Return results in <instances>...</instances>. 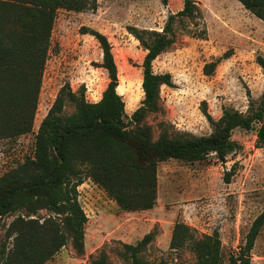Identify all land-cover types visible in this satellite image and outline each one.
I'll list each match as a JSON object with an SVG mask.
<instances>
[{"label": "rangeland", "instance_id": "374dc122", "mask_svg": "<svg viewBox=\"0 0 264 264\" xmlns=\"http://www.w3.org/2000/svg\"><path fill=\"white\" fill-rule=\"evenodd\" d=\"M195 1L201 16L178 24L176 43L153 62L156 73H171L173 79V85L161 86L162 109L146 119L156 138L161 125H167L171 132L208 135L213 126L204 110L217 120L226 107L245 112L250 97L259 100L264 93V73L256 61L258 55L264 56V21L238 0ZM183 6L184 0H168L167 4L162 0H98L95 10L60 9L55 16L34 130L0 139V176L33 155L39 125L64 86L76 93L84 90L91 102L101 99L110 79L100 66L103 52L99 41L83 33V27L97 29L109 39L118 67L117 90L130 115L144 97L142 64L147 52L130 27L161 31L168 16ZM204 28L205 37L194 35ZM213 61L219 62L212 74H206L204 66ZM74 109L68 101L64 112ZM257 127L234 131L233 139L240 147L225 161L212 153L192 163L177 159L160 162L157 201L151 210H122L95 181L85 178L78 187L79 202L89 218L85 253L78 255L70 241L45 264H92L101 251L107 253L109 264H132L124 256L125 245L136 244L150 231L156 236L142 253L148 264H194L190 243L180 249L170 246L178 222L195 228L197 238L217 230L221 261L228 262L264 211V147L257 146ZM230 170L233 175L227 183L225 174ZM23 213L3 218L0 241L5 239L9 224ZM47 213L40 211L42 216ZM250 259L252 264H264V226Z\"/></svg>", "mask_w": 264, "mask_h": 264}, {"label": "trees", "instance_id": "16d2710c", "mask_svg": "<svg viewBox=\"0 0 264 264\" xmlns=\"http://www.w3.org/2000/svg\"><path fill=\"white\" fill-rule=\"evenodd\" d=\"M238 1L264 21V0ZM97 8L98 0H0V139L17 138L34 130L58 11ZM200 16L196 1L184 0L183 8L168 16L161 31L130 27L147 51L142 64L144 97L130 115L117 90L118 67L109 39L97 29L82 28L100 43V66L108 72L109 83L97 102L89 101L84 90L76 93L64 86L39 125L33 155L0 176V230L4 217L24 212L6 228L5 239L0 241V264H45L70 241L78 255L85 253L89 218L78 199V187L85 178L95 181L122 210H151L157 201L160 162L177 159L192 163L212 153L225 161L240 147L233 139L234 131L252 130L256 125L257 146L264 147V93L259 100L250 97L245 112L226 107L217 120L204 110L213 126L208 135L171 132L167 125H161L156 138L146 121L162 109L161 86L173 85L172 74L156 73L153 62L176 43L178 24ZM206 33L204 28L194 35L205 37ZM256 61L264 73V56L258 55ZM218 62L207 63L205 73L212 74ZM68 101L75 108L71 113L64 112ZM232 175V170L225 174L227 183ZM41 210L47 215L42 216ZM263 224L264 211L228 262L221 261L217 230L197 238L195 228L178 222L170 246L180 249L190 243L194 264H252L251 252ZM155 236V231H150L136 244H126L124 256L132 264H148L142 253ZM92 264H109L107 253L101 251Z\"/></svg>", "mask_w": 264, "mask_h": 264}]
</instances>
